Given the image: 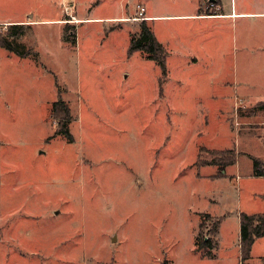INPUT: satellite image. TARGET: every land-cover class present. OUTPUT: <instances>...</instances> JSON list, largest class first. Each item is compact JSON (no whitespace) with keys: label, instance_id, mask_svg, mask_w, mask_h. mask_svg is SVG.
Masks as SVG:
<instances>
[{"label":"rangeland","instance_id":"1","mask_svg":"<svg viewBox=\"0 0 264 264\" xmlns=\"http://www.w3.org/2000/svg\"><path fill=\"white\" fill-rule=\"evenodd\" d=\"M117 1L0 0V38L29 53L0 46V264H242L239 214L264 212V17L236 21L221 74L166 93L129 52L141 21L96 20ZM217 219L219 247L197 249ZM254 246L246 263L264 264V235Z\"/></svg>","mask_w":264,"mask_h":264},{"label":"crops","instance_id":"2","mask_svg":"<svg viewBox=\"0 0 264 264\" xmlns=\"http://www.w3.org/2000/svg\"><path fill=\"white\" fill-rule=\"evenodd\" d=\"M124 1L126 0L117 1L120 7V11L117 15H107L96 18V20L120 22L121 20L129 19L134 22L141 21V23L146 21L147 25L151 27L154 36H156L158 41L165 48V51H167L165 66H167L166 77L167 79L169 78V80L166 84H163L166 87L169 83L174 86L177 85V82H181L178 80L179 78L183 76H192L193 72H196L197 69H204L205 71L203 74L206 75L221 74L222 71L217 60L224 57L223 51L225 50V42L230 39V36L232 43H234V26L236 21L240 20L244 25L249 19L264 17V0L138 1L135 6L137 4H143L146 7L145 19H135V17L138 16L137 6L135 7L134 14H132V6L130 7L131 1L129 0V4L126 3V5ZM88 18L86 14L80 16V19H82L81 21L85 19L89 20L90 18ZM157 25L164 27V32L161 35L155 30V26ZM177 25H179V29H177ZM139 57L142 58V56L138 55L136 59L138 60ZM160 75L161 71L159 73V76ZM154 79L159 90L158 96L165 98V89L163 85L161 87L159 86L157 74L154 76ZM167 90L168 87L166 93ZM167 111H170L169 107ZM202 212L213 216L211 213L207 212V210L205 211L202 209L197 212L198 214H196V216L198 217ZM215 218H218V216ZM196 220L197 223L195 226L192 229H188L192 236L193 244L196 237L195 230L200 223L199 217L198 219L196 218ZM240 221L241 219L239 216V223ZM220 228L221 226L218 227L217 231V247H219L221 239ZM240 238L241 231L239 225V246ZM254 244L255 242L252 245V250L255 247ZM249 263L251 264V261Z\"/></svg>","mask_w":264,"mask_h":264},{"label":"trees","instance_id":"3","mask_svg":"<svg viewBox=\"0 0 264 264\" xmlns=\"http://www.w3.org/2000/svg\"><path fill=\"white\" fill-rule=\"evenodd\" d=\"M16 25V24H15ZM0 46L3 48L19 53L20 55L26 56L29 53L19 50L18 47L14 46L12 43L8 42L4 38H0ZM136 51H141L146 53L147 59L153 60L162 69V76L167 75L166 56L167 51L163 45L158 41L154 33L146 23L143 21L138 34L131 38L129 52L133 53ZM260 107L264 108V102H260ZM50 115L57 119L56 135H64L68 142H73L74 138L69 130V124L73 121V114H71V108L68 102L65 100L55 101L50 110ZM234 162V159L226 164ZM253 169L255 174L258 176L264 175V163L257 158H253ZM240 246H241V259L242 264H247L245 260H248L251 256V251L253 248V243L264 235V212L260 214H250V213H240ZM204 219L200 226H202L203 221H209L212 217L209 214H203ZM221 219H217L213 222L212 226L208 230L214 238L217 236L218 227L220 226ZM214 238H205L204 235L201 238L197 237L196 247L197 249H203L204 247L210 250L217 247V242ZM211 254V253H210Z\"/></svg>","mask_w":264,"mask_h":264},{"label":"built area","instance_id":"4","mask_svg":"<svg viewBox=\"0 0 264 264\" xmlns=\"http://www.w3.org/2000/svg\"><path fill=\"white\" fill-rule=\"evenodd\" d=\"M136 6L138 9V16L135 17V19H145L146 7L143 4H137Z\"/></svg>","mask_w":264,"mask_h":264}]
</instances>
